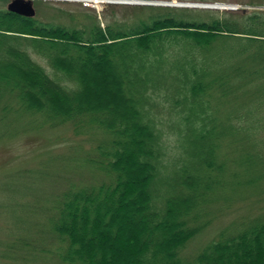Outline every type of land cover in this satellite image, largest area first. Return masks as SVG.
Instances as JSON below:
<instances>
[{
	"label": "trees",
	"instance_id": "16d2710c",
	"mask_svg": "<svg viewBox=\"0 0 264 264\" xmlns=\"http://www.w3.org/2000/svg\"><path fill=\"white\" fill-rule=\"evenodd\" d=\"M108 5L105 26L95 13L72 28L0 9V139L67 123L93 142L48 163L62 183L9 251L37 264H264V209L181 255L244 193L264 194V30ZM91 68L109 72L107 97Z\"/></svg>",
	"mask_w": 264,
	"mask_h": 264
},
{
	"label": "rangeland",
	"instance_id": "374dc122",
	"mask_svg": "<svg viewBox=\"0 0 264 264\" xmlns=\"http://www.w3.org/2000/svg\"><path fill=\"white\" fill-rule=\"evenodd\" d=\"M11 0H0V9H7ZM36 8V16L46 22H52L72 27H82L84 22H92L95 13L97 19L105 26L104 11H109V3H103L100 7L85 6L79 1L70 0H33ZM151 1L154 4L139 3H116L119 6L113 10L116 16L132 19L134 16H145L149 12L144 9H134L124 5H155L171 7H187L200 12H195L204 19L219 16L229 20L238 21L240 25L250 17H254L257 26L264 30V0H141ZM173 3V4H172ZM217 3L229 7H215ZM101 11L99 14L98 12ZM38 60L47 65L46 61L37 57ZM104 63H101V69ZM91 68V81L89 88L100 97H107L112 84L106 82L109 72L104 74L100 70ZM110 84V85H109ZM264 84L256 90V94L264 97ZM247 93V91L245 90ZM30 129L21 130L0 139V264H37L34 262L19 261L16 254H12L10 246L17 241L20 235L33 233L35 221L38 220L46 210L48 195H52L62 183V176L48 174L49 164L52 160L69 159L81 154L80 148L87 152L93 142L76 134L71 125L64 123L57 126L50 124L42 128L35 126ZM36 128V129H34ZM19 129H25L20 127ZM80 147V148H79ZM83 156V155H82ZM49 163V164H48ZM63 161H59L62 165ZM64 165V164H63ZM59 175V177L57 176ZM70 177H78L72 173ZM245 200H236L232 206L221 213L220 216L203 229L196 237L190 240L182 249L181 255L185 260H191L195 252L208 242L217 237L219 230L223 227L234 226V222L250 220L260 210L264 209V194L247 192ZM250 193V194H249ZM37 206L42 207L36 210ZM24 219V220H23ZM16 250V249H14ZM15 255V256H14ZM16 257V258H15ZM38 264H45L44 256L36 258Z\"/></svg>",
	"mask_w": 264,
	"mask_h": 264
},
{
	"label": "water",
	"instance_id": "95a60500",
	"mask_svg": "<svg viewBox=\"0 0 264 264\" xmlns=\"http://www.w3.org/2000/svg\"><path fill=\"white\" fill-rule=\"evenodd\" d=\"M114 2H134V3L154 4V2L151 1L148 2V1H136V0H114ZM7 10L29 17L36 15V8L34 6L33 0H11L7 6Z\"/></svg>",
	"mask_w": 264,
	"mask_h": 264
},
{
	"label": "built area",
	"instance_id": "2783aa9c",
	"mask_svg": "<svg viewBox=\"0 0 264 264\" xmlns=\"http://www.w3.org/2000/svg\"><path fill=\"white\" fill-rule=\"evenodd\" d=\"M82 2L85 6L100 7L105 0H76Z\"/></svg>",
	"mask_w": 264,
	"mask_h": 264
},
{
	"label": "bare ground",
	"instance_id": "6f19581e",
	"mask_svg": "<svg viewBox=\"0 0 264 264\" xmlns=\"http://www.w3.org/2000/svg\"><path fill=\"white\" fill-rule=\"evenodd\" d=\"M109 1V0H108ZM99 6H101V5H99Z\"/></svg>",
	"mask_w": 264,
	"mask_h": 264
}]
</instances>
